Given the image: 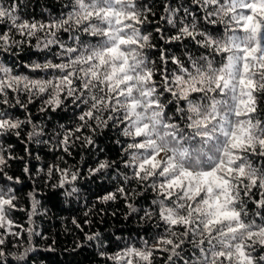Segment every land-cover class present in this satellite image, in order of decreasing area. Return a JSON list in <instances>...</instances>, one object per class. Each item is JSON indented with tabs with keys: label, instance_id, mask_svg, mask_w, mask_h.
Masks as SVG:
<instances>
[{
	"label": "snow or ice",
	"instance_id": "snow-or-ice-1",
	"mask_svg": "<svg viewBox=\"0 0 264 264\" xmlns=\"http://www.w3.org/2000/svg\"><path fill=\"white\" fill-rule=\"evenodd\" d=\"M27 2L0 0V54L11 58L0 62V138L23 139L30 125L28 141L54 139L50 150L70 155L76 142L104 152L96 136L114 133L115 159L97 158L87 175L57 165L47 173H58L53 188L69 203L81 179L108 180L96 200L122 199L125 219L151 227L139 243L85 232L104 264H264V0H169L158 19L147 0H64L46 19L29 16ZM153 24L164 42L158 60ZM174 44L182 55L170 53ZM25 49L43 59L22 62ZM36 103L41 114L71 109L75 128L48 136L32 117ZM12 147L0 146V237L22 228L11 218L24 211L12 187L20 179L6 171ZM28 195L31 220L39 201ZM4 244L0 264H26L35 251Z\"/></svg>",
	"mask_w": 264,
	"mask_h": 264
},
{
	"label": "trees",
	"instance_id": "trees-1",
	"mask_svg": "<svg viewBox=\"0 0 264 264\" xmlns=\"http://www.w3.org/2000/svg\"><path fill=\"white\" fill-rule=\"evenodd\" d=\"M147 2H154L158 19L163 14V5L169 0H147ZM179 2L180 0H176V3ZM63 3L64 0H28L25 11L36 19H46L49 14H58ZM154 27L153 24L146 31L153 32V42L157 45V49L153 50L150 56L151 59L158 60L159 48L164 46V42L154 32ZM169 51L171 54L182 55L183 48L174 44L169 46ZM10 59L7 54H0V62ZM20 59L22 62H29L43 59V57L39 53H31L25 49L21 53ZM18 71L28 73V70L22 67ZM39 106V103H36L30 105L29 108L37 124L42 122L47 124L48 136H52L54 130L60 125H64L66 128H75L77 121L71 109L41 114L38 112ZM261 108L264 109V100L261 101ZM17 114L21 119L26 115L20 111ZM30 130V125L23 129V139L15 136L0 138V146L7 147L8 144L13 146L11 154L17 159L9 162L10 167L6 171L8 175L20 179V183L14 184L12 187L16 190L17 204L21 209H24V211H17L11 215L15 223L22 226V228H13L14 232H19V236L0 237L5 240L4 248L7 252L19 255L31 246L35 251L29 253L31 259H27L26 264H104L97 255L96 247L89 246L85 240V232L100 231L113 240H115V236H120L124 242L131 239L137 243H139L137 234L145 237L151 235V227L142 226L137 222L135 215L125 219L128 209L122 199L107 204H101L96 200L97 196H102L106 191L111 190L112 185L108 180L101 181L99 177L95 181L81 179L79 181L82 190L80 199H74L69 203L60 195L59 189L53 188V185L57 183L58 173H54L51 178L47 175L51 165L80 169L87 175L88 168L95 166L97 158L100 160L106 157L115 159L118 146L114 143V133L110 129L96 136V144L99 148L105 149L104 152H97L91 147H81L80 142H76L70 155L59 148L54 151L50 150L55 144L54 139L52 144L47 146L28 141L27 132ZM80 135L88 136L91 133L88 129H84ZM37 156L39 159L36 158ZM26 165L30 169L31 175L24 173L23 169ZM0 184L7 185L8 182L0 177ZM29 193H34L35 199L39 201L36 214L32 215L31 220L28 216V213L32 212ZM100 209L106 211L100 212ZM85 212H89L87 219L91 221V224H84ZM73 219L81 224L83 231L73 224ZM29 228L39 235H30L27 231ZM81 242L84 243V247H77ZM50 248L52 250H49ZM112 248H115V244L112 245ZM13 264L16 262L13 261ZM158 264H163V262L159 261Z\"/></svg>",
	"mask_w": 264,
	"mask_h": 264
}]
</instances>
